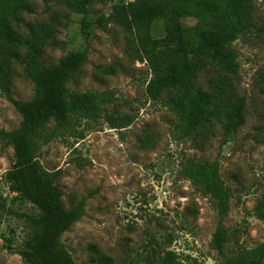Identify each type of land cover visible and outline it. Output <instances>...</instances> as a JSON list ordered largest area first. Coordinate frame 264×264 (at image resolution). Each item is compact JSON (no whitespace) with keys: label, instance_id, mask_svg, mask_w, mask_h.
Segmentation results:
<instances>
[{"label":"rangeland","instance_id":"obj_1","mask_svg":"<svg viewBox=\"0 0 264 264\" xmlns=\"http://www.w3.org/2000/svg\"><path fill=\"white\" fill-rule=\"evenodd\" d=\"M23 19L52 20L55 32L44 47L42 60L50 66L72 51H85L83 65L66 83L67 91H109L114 101L108 113L129 114L128 126L112 128L102 115L68 117V130L36 152L49 171L60 169L62 201L70 209L85 199L84 214L61 235L76 264H148L173 251L177 264H218L222 255L212 240L219 223L213 197L185 173L187 165L217 163L218 178L228 193L222 225L224 254L236 255L264 242V220L255 207L264 198V0H252L253 26L231 47L236 53V91L244 97L242 126L225 141L221 122L181 139L169 101L145 93L150 78L146 61L137 58L127 33L109 15L113 5L133 0H91L85 15L57 0H28ZM107 19V20H106ZM98 21H104L98 24ZM186 25L194 24L187 19ZM164 21L154 20L153 37L164 34ZM20 33L27 28L14 24ZM23 55V50H21ZM10 88L17 100L30 101L35 85L22 62L13 63ZM209 75L198 74L207 87ZM22 116L0 90V128L14 130ZM56 121L50 119L48 127ZM12 146L0 141V264H28L20 252L27 247L25 215L39 209L9 188L5 173L13 165Z\"/></svg>","mask_w":264,"mask_h":264},{"label":"trees","instance_id":"obj_2","mask_svg":"<svg viewBox=\"0 0 264 264\" xmlns=\"http://www.w3.org/2000/svg\"><path fill=\"white\" fill-rule=\"evenodd\" d=\"M69 10L85 15L91 0H57ZM28 0H0V90L21 114L18 128H0V141L12 146L14 162L5 177L9 188L36 205L39 214L25 215L29 229L27 247L20 252L28 264H76L61 241V235L84 214L85 199L75 201L66 209L58 184L60 169L46 170L36 158L37 149L55 138L60 130H68V117L90 119L102 115L112 128L128 126L129 114L108 113L105 105L114 101L109 91H67L65 85L83 65L85 51H72L57 63L46 66L44 47L53 38L52 20L29 23L23 13ZM252 0H133L112 7L108 18L127 33L137 58L146 61L150 78L145 87L152 100L171 93L169 105L176 118L174 130L184 139L194 132L202 137L216 122L222 123L225 141L244 123V97L236 91V53L232 43L253 26ZM161 18L164 34L153 37L151 26ZM192 19L194 24L186 25ZM107 20V19H106ZM104 21H98L102 24ZM14 24L27 28L20 33ZM23 50V55L21 54ZM22 62L35 85L34 97L27 102L13 97L10 79L13 63ZM209 75L207 87L198 84V74ZM54 119L56 125L48 127ZM186 175L210 194L219 214L213 235V247L222 255L218 264H264V242L251 249H241L236 255L224 254L226 232L222 225L228 209V193L218 175L217 163L187 165ZM5 202L0 200V208ZM258 218L264 220V198L255 207ZM108 259L99 257L100 264ZM148 264H177L173 251Z\"/></svg>","mask_w":264,"mask_h":264}]
</instances>
